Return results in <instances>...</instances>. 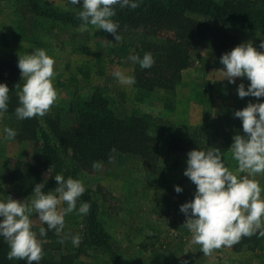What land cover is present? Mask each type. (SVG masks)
<instances>
[{"label": "rangeland", "instance_id": "rangeland-1", "mask_svg": "<svg viewBox=\"0 0 264 264\" xmlns=\"http://www.w3.org/2000/svg\"><path fill=\"white\" fill-rule=\"evenodd\" d=\"M39 1L71 11H79L82 6H73L69 0ZM79 29L80 25L59 24L34 15L23 0H0V59L18 64L19 55L31 54L38 48L56 59L54 86L58 99L44 116H36L48 130L53 125L59 131L70 125L76 118L78 105L90 99L95 88L103 92L118 117L146 113L157 128L166 130L191 131L204 126L205 107L198 102L200 97L211 101L209 110L215 127L228 130L242 127V121L238 118L236 123H221L219 118L242 110L249 102H258L254 97H238L237 87L244 83L247 90L250 83L247 78H236V84H230L216 72L224 66L209 67V48L201 41L190 46L192 66L182 72L174 94L162 90L149 92L135 84L122 85L112 73L120 70L135 74L137 63L128 57L144 47L148 41L144 33L120 31L122 40L116 43L113 35L101 33L94 26L89 25L85 31ZM225 32L242 43L264 40L263 31L227 28ZM23 83L21 80L16 88L18 96ZM18 123L19 119L11 115L0 120V198L14 195L25 200L31 196L21 189L22 177L16 165L32 161L34 146L27 141L5 139L3 133L5 127L17 131ZM230 148L222 155L230 170L235 171L238 164ZM157 158L154 172L138 156L115 154L111 162H102L101 168L82 174L100 205L101 221L112 236L120 264H165L158 256L165 242L170 244L167 252L171 255L170 264H264V242L254 253L222 246L204 256L201 246L193 242L192 234L183 227L185 215L177 210L193 200L196 192V186L184 176L187 152L170 153L165 139L161 138ZM253 178L264 187V174ZM177 185L183 189L179 194L174 190ZM159 206L164 209L159 210ZM60 207L66 204L62 202ZM168 210L170 214L166 215ZM31 220L38 234L44 224L35 212ZM84 227L83 215L73 212L65 217V227L60 233L65 250L78 248L68 237L79 234L81 241ZM72 254L74 264H113L109 255L96 250ZM15 260L17 264H26L24 260Z\"/></svg>", "mask_w": 264, "mask_h": 264}, {"label": "trees", "instance_id": "trees-1", "mask_svg": "<svg viewBox=\"0 0 264 264\" xmlns=\"http://www.w3.org/2000/svg\"><path fill=\"white\" fill-rule=\"evenodd\" d=\"M34 15L65 25L78 26L81 21L78 11L63 10L51 3L39 0H23ZM117 15L113 18L120 25V31L142 32L148 41L143 48L136 49L141 58L150 52L154 65L135 70L136 87L153 92L162 90L174 94L182 79V72L192 66L190 46L201 41L209 48V67L223 66L220 57L233 50L242 42L227 34V28H239L245 31L264 32V0H140L136 9L119 5L114 6ZM91 26V25H90ZM101 33L112 35L104 30ZM257 41L254 46L259 49ZM13 61L0 59V83L9 87L8 112L15 115L19 106L16 88L20 85L21 72ZM90 99L78 105L76 118L63 130L57 127L46 129L37 117L19 120L17 141L33 143L34 156L30 162H18L16 168L21 173V189L31 196L37 184H44V191H53L58 186L54 177L62 174L65 179L72 177L83 180V173L93 169V162H109L115 154L138 156L150 170L158 166V149L164 138L172 154L191 150L218 148L221 153L227 151L237 134L246 135L243 128L233 126L230 130L215 127L212 120L211 101L200 97L198 102L205 107L203 125L191 131L172 128H157L151 116L146 113H134L120 118L115 114L109 101L99 88L94 89ZM234 114H227L218 119L228 123L236 121ZM216 122V121H215ZM214 122V123H215ZM234 128V129H233ZM211 133V134H210ZM210 135V137H209ZM115 149V151H113ZM86 191L77 204L89 202L90 212L83 215L85 227L78 248L65 250L54 230L47 231L44 254L41 264H74L75 255L96 250L111 257L113 264H120V259L113 250L112 236L101 221L100 205L92 189L84 182ZM23 201V197L10 195ZM163 210L162 206L158 207ZM177 210H180V206ZM170 214V210L165 211ZM176 214L174 215V217ZM47 229V225L44 224ZM160 232H158V236ZM264 242V237L257 235L243 236L239 242L229 246L233 251L247 250L256 252ZM170 244L165 242L159 248V257L165 264H170ZM9 246L0 237V264H17L9 260Z\"/></svg>", "mask_w": 264, "mask_h": 264}, {"label": "clouds", "instance_id": "clouds-1", "mask_svg": "<svg viewBox=\"0 0 264 264\" xmlns=\"http://www.w3.org/2000/svg\"><path fill=\"white\" fill-rule=\"evenodd\" d=\"M73 6L81 5L77 13L82 22L80 31L94 26L113 35L116 43L122 40L119 34L120 25L113 18L117 15L115 5L121 9H136L140 0H69ZM264 50V40L259 43ZM128 59L139 64L141 69H149L155 59L150 52L141 58L130 55ZM224 69L219 72L230 84H236V78H247L250 83L237 87L238 97L257 98L258 102H249L242 110L234 112V117L242 121L243 132L233 137L230 148L238 167L230 170L218 148L207 150H191L187 153V167L184 176L196 186L194 199L180 206V212L186 217L183 227L192 234L194 243L200 245L204 256L222 246H231L243 236L257 235L264 237V187L255 177L264 174V51H260L249 41L241 43L233 50L220 57ZM55 57L45 49L38 48L31 54L19 55L18 68L24 81L19 94V106L15 109L17 119L24 120L36 116H44L56 103L58 91L54 86ZM122 85H134V75L124 71L112 73ZM9 87L0 83V120L8 112ZM5 139H15V129H3ZM115 151V149H113ZM111 162V157L109 158ZM93 169L102 167L101 162H93ZM244 175H241V174ZM57 187L45 192L44 184H37L31 197L24 201L0 198V237L9 246L7 258L19 259L26 264H39L44 254L43 239L47 231L54 230L59 236L65 227V217L73 212L87 215L91 204L81 202L77 209V201L85 193L82 180L57 174L54 177ZM177 194L183 189L175 186ZM66 204L61 208L60 205ZM38 214L39 220L47 225L39 228V233L32 228L31 216ZM71 243L78 246L79 234L70 237ZM61 244L64 239L59 241Z\"/></svg>", "mask_w": 264, "mask_h": 264}]
</instances>
